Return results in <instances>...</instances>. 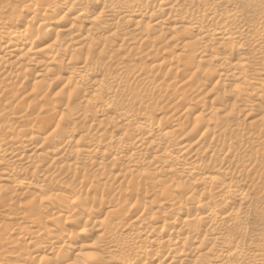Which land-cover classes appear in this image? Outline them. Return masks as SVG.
Instances as JSON below:
<instances>
[{
    "label": "bare ground",
    "instance_id": "1",
    "mask_svg": "<svg viewBox=\"0 0 264 264\" xmlns=\"http://www.w3.org/2000/svg\"><path fill=\"white\" fill-rule=\"evenodd\" d=\"M0 210V264H264V0H0Z\"/></svg>",
    "mask_w": 264,
    "mask_h": 264
},
{
    "label": "rangeland",
    "instance_id": "2",
    "mask_svg": "<svg viewBox=\"0 0 264 264\" xmlns=\"http://www.w3.org/2000/svg\"><path fill=\"white\" fill-rule=\"evenodd\" d=\"M141 62V61H139ZM8 215L7 212H3L0 210V223H3V224H7V225H10L12 221H10L8 218Z\"/></svg>",
    "mask_w": 264,
    "mask_h": 264
}]
</instances>
